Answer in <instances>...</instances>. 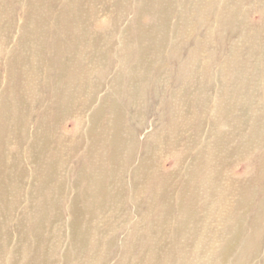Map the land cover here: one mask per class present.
Here are the masks:
<instances>
[{
  "label": "rangeland",
  "instance_id": "374dc122",
  "mask_svg": "<svg viewBox=\"0 0 264 264\" xmlns=\"http://www.w3.org/2000/svg\"><path fill=\"white\" fill-rule=\"evenodd\" d=\"M73 2L103 7L109 2L111 10L103 17L97 15L98 26H92V20L84 22L86 13L73 7L76 12L65 13L68 0H0L3 141L18 137L31 150L33 132L19 137L16 127L33 131L45 117L32 111L33 120L25 124L20 115L16 117L14 108L26 84L19 74L30 83L41 75L52 82L60 63L51 56L56 44L62 51L66 43L74 42L71 50L91 56V62L82 65L71 55L65 71L69 85L53 90L47 82L49 86L37 91L39 100L44 97L47 105L69 115L61 119L65 130L61 133L70 134L71 143L59 149L38 145L33 153L41 154L39 167L29 166L34 158L31 153L26 158L18 152L15 170L0 166V193L5 188L17 196L12 201L24 204L16 215L30 223L23 234H32L38 221L44 224L40 251H50L54 264H136L137 259V264L145 259L144 264H205V260L207 264H264V0H78L69 6ZM147 10L158 12V26V18L153 24L142 20L141 25V14ZM102 26L101 32L94 31ZM136 27L148 28L138 34ZM32 41L41 45L26 53L38 58L18 60L15 48ZM154 47L156 57L146 60L148 49ZM41 53L44 57L38 63ZM198 55L202 58L194 59ZM93 59L100 61L97 71ZM153 59L156 69H138ZM183 106H190V117ZM95 122L99 125L91 137ZM185 140L188 154L161 151L164 143L180 145ZM66 151L67 167L62 168L55 186L68 192L54 198L55 190L45 183L48 166L59 164L58 158ZM119 189L124 190L121 196ZM50 201L58 203L60 210L47 223L41 212ZM71 202L85 209L82 234L75 237L65 234L71 224L65 218ZM56 225L62 226L59 231L49 230ZM59 237L63 238L58 245H47L48 239ZM32 239L12 242L9 248L31 247L35 245ZM127 239L132 245L125 244ZM128 249L130 260L123 257L129 256ZM1 255L0 264L15 258L4 260Z\"/></svg>",
  "mask_w": 264,
  "mask_h": 264
},
{
  "label": "bare ground",
  "instance_id": "6f19581e",
  "mask_svg": "<svg viewBox=\"0 0 264 264\" xmlns=\"http://www.w3.org/2000/svg\"><path fill=\"white\" fill-rule=\"evenodd\" d=\"M71 1H78V0H68V4L67 7H66V12L65 13H69L70 11H74L76 12L74 9L77 10V12H81V13H86L87 16L85 17L84 19V22H88L90 20H92V26H98L97 25V21L96 20V17L97 15H106L110 12V4L108 2L107 6H101L99 4H96V5H90V6H84L82 4H77L75 5V2H73L71 5L72 6H69ZM71 7H73L74 9H72ZM61 12H64L63 10H61ZM149 11H145L141 14V17H140V22H141V25L143 24L144 21L142 20H148V22H153L156 20V24L157 26L159 25L160 23V20H159V15H158V12L156 11L155 14L153 13H148ZM140 13V12H139ZM138 14V13H137ZM148 15H150L151 17H149ZM139 16V14H138ZM103 17V16H102ZM132 17V16H131ZM134 17V16H133ZM135 18V17H134ZM107 22L110 21V16L107 15V17L105 18ZM133 21V20H131ZM144 26H146V23H144ZM156 26V27H157ZM101 27V26H99ZM148 27H136V32L138 34H143V31H145V29H147ZM104 29V27L102 26L101 29L99 30H95V32H101L102 30ZM105 31V30H104ZM157 32V31H156ZM196 33V31H195ZM34 35H36V33H32ZM91 33L89 32L87 36H89ZM156 35V39L158 38V35ZM154 36V35H153ZM154 39V38H153ZM145 41V40H144ZM155 41V40H154ZM27 42H30V41H27ZM139 43V42H138ZM108 44V42H107ZM141 44V43H139ZM192 44V43H191ZM41 45L38 41H32L31 44H24V45H21V46H18L15 48V50H18L16 52V58L19 60V58L21 59H26V60H29V61H34L33 58H38L36 56H34L32 53L30 54H27L26 53V50L29 49V50H37L35 49V47ZM76 43H66L65 45V49L61 51L60 47L58 44L54 45L53 46V54L51 55L52 57H56L58 60H59V69H58V73L54 76H52L51 80L52 82L48 81L46 79V76L44 75H41V79L40 80H37L35 78H32L31 79V83L29 81H27V77L25 75H23L22 73L19 74L20 76L24 77L25 78V81H26V84L24 86L21 87L20 89V96L16 102V117L18 115H20V118H22L23 120V124H25L28 120H33L34 116L31 114L32 111H34L37 115H45V117L43 118V120L41 122H38L36 123V125L38 127H33V131L30 130V128H27V127H24L25 129L22 128V126H17L16 127V131H17V135L19 134V137L20 136H23L25 134H30L31 132H33L32 134V137H34V142L32 143V146H31V150L29 149V144L27 145L26 143H24L21 139L18 140V137L15 141H3V138H0V166H1V170L2 168H4L5 170H8L7 168H12L11 170H15V166H16V162H17V152L19 154L20 157H22L23 154H26V158L29 156L30 157V153L32 154V156L34 157L33 160L29 163V166L31 168H34L35 166L39 167L40 166V163H41V159H40V156L41 154H39L40 152H37V153H33L36 148L38 147V145L40 144H46L48 148H54V149H59V148H64V147H67L71 141L70 139L72 138L70 134H62L61 133V129H62V124H61V119L65 118V117H68L69 115H67V113H65V111L61 110L62 108H59V107H55V108H52L50 105H47V100L44 99V97L41 98V100H39L37 98V91H40L42 87H45L48 83L50 84L47 85L49 86V88L51 89V87L53 86V90L55 89H59L60 87H63L64 85H69L70 82L69 80L66 78V75H65V71L69 68V60L70 58L72 57L71 55L73 56H76V59L77 61L84 65V64H88L91 62V56L89 53H83V52H79V51H74V50H71V48L73 46H75ZM109 45V49L111 51V54H114L113 53V47L111 46V44H108ZM43 46V45H42ZM193 47V46H192ZM44 49H48L46 48L45 46L43 47ZM45 51V50H44ZM47 52H49V49L47 50ZM158 53V50L157 48L154 47V49L152 50H149L148 49V55H147V58L146 60L149 58V57H156V54ZM149 54H151L152 56H149ZM41 57L39 58L38 63L42 62V59L44 57V53L42 54L41 53ZM84 56L86 59L84 58H80L79 56ZM27 56L29 58H27ZM70 56V57H69ZM194 57V56H193ZM199 57L202 58V56H196V60H199ZM62 60L64 61V63L62 64ZM94 60V69L97 71L98 70V66H99V60L97 59H93ZM150 60V58H149ZM62 64V65H61ZM157 67V64H156V61L155 59L151 60V61H144L143 64H141L140 66H138V69H143V71H151V69H156ZM89 68V67H88ZM86 68V69H88ZM92 68V67H90ZM97 68V69H96ZM130 68V67H129ZM132 68V67H131ZM102 69V68H101ZM128 69V68H127ZM153 71V70H152ZM144 72V73H145ZM140 75V74H139ZM138 76V74H137ZM141 77V76H140ZM139 78V77H137ZM135 80V83L137 80L141 79H137ZM143 78V77H142ZM133 79V77H132ZM131 79V80H132ZM153 79V78H152ZM50 80V79H49ZM129 81V80H128ZM144 81V80H143ZM157 81V79H156ZM48 82V83H47ZM130 82V81H129ZM128 83V82H127ZM134 83V82H133ZM97 86H99L98 84H96ZM101 85V84H100ZM131 85V84H130ZM128 86V85H127ZM136 86V85H135ZM134 86V87H135ZM138 86V85H137ZM18 87H20L18 85ZM132 87V89L134 88ZM24 91V92H23ZM34 91H36V94L34 93ZM128 91V90H127ZM133 91V90H132ZM129 93V92H127ZM129 95V94H128ZM134 95V94H133ZM139 95V94H138ZM172 96V95H171ZM102 96H98L97 99L101 98ZM104 97H106L104 95ZM123 99V98H122ZM95 101V100H94ZM98 102V100L96 101ZM104 103H106V99L103 100ZM132 102V101H131ZM91 103H93V101H91ZM89 107V105H88ZM36 108V110H34ZM90 108H94V105H90ZM183 109H184V112L186 111V113L188 114V112L190 111V106H183ZM200 109V108H199ZM207 109V108H206ZM232 109V108H230ZM234 109V108H233ZM96 110V108H95ZM116 110H119V108ZM115 110V111H116ZM98 111V110H96ZM122 111V110H121ZM161 111V110H160ZM201 111V110H200ZM204 111V110H203ZM183 112V110L181 111V113ZM229 112V111H228ZM99 113V112H97ZM117 113V111H116ZM119 113H123V112H118ZM185 113V115H186ZM199 113V112H198ZM224 113V112H223ZM239 113V112H238ZM114 114V113H113ZM140 114V113H139ZM170 114V113H169ZM200 114V113H199ZM117 114H114L113 116H116ZM121 117L123 118V115L120 114ZM189 115V114H188ZM95 117H97V114H95ZM120 117V116H118ZM116 117V118H118ZM179 117V115H178ZM190 117V115H189ZM85 116H81L80 119H84ZM98 118V117H97ZM115 118V119H116ZM184 118V117H183ZM240 118V116H239ZM89 119V118H88ZM114 119V118H113ZM112 119V120H113ZM115 119L113 120L115 122ZM221 119H223L221 117ZM226 119V118H225ZM230 119V118H229ZM183 120V119H182ZM211 120V119H210ZM120 121V120H119ZM122 121V120H121ZM36 122V121H35ZM44 122V124L41 126V123ZM114 122H112L113 124H115ZM118 122V121H117ZM234 122V121H233ZM40 123V126L38 125ZM182 123V122H181ZM223 123V122H222ZM228 123V122H227ZM231 123V122H230ZM119 124V127L121 125V123H118ZM117 124V125H118ZM173 124V123H172ZM202 124V123H201ZM20 125V123L18 124ZM98 125H99V122H95V123H92L91 127L93 128V132L91 131L90 135L91 137H94V133L96 132L97 128H98ZM226 125V123H225ZM229 125V124H228ZM113 126V125H112ZM126 126V125H125ZM61 127V128H60ZM201 127V125H200ZM234 127V126H232ZM60 128V129H59ZM122 128V127H120ZM158 128V126H157ZM162 128V127H161ZM119 129V128H117ZM202 128H200L201 130ZM221 129V128H220ZM234 129V128H233ZM238 129V128H237ZM64 130V129H62ZM77 132V129H75ZM169 130V129H167ZM187 130V128H186ZM185 130V131H186ZM217 130V129H216ZM2 134L4 135V130L2 129ZM65 131V130H64ZM122 131V130H121ZM202 131V130H201ZM200 131V132H201ZM236 131V130H235ZM203 132V131H202ZM213 132V131H212ZM206 134V133H204ZM212 134V133H211ZM222 134V133H221ZM74 135H78V133H75ZM126 135V134H125ZM224 135V134H222ZM152 136V135H151ZM1 137V136H0ZM187 138V137H186ZM198 138V136H197ZM147 139V138H146ZM166 139V138H165ZM192 138H189L188 137V143H190L192 140ZM199 139V138H198ZM72 140V139H71ZM92 140H96L94 138L91 139ZM122 140V139H121ZM128 140V139H127ZM133 140V139H132ZM131 141V140H130ZM163 141V140H162ZM187 140L183 141L182 144L180 145H172L171 143H164L162 148H161V151L162 150H165L164 152L166 151H169L172 153V155L174 154V152H186V154L189 153V148H188V144L186 143ZM215 141V140H214ZM175 142V141H174ZM195 142V141H194ZM221 142V141H220ZM133 144V143H132ZM177 144V143H176ZM194 144V143H193ZM128 145V144H127ZM154 146V145H153ZM157 146V145H156ZM194 146V145H193ZM160 147V146H159ZM97 148L98 150L100 149V147L97 145ZM124 149V148H123ZM151 149V148H150ZM184 149V150H183ZM11 150L12 153H9ZM68 151V150H67ZM66 152H63L60 157L58 158V161H59V164L57 166L56 162L55 163H50L49 166H48V170L47 171H50L49 172V178L47 181H45L47 187L49 185H51V187L55 190V194L53 195L54 198H62L64 196L65 193H67L68 191H63L61 188L55 186V184L58 182V178H59V175L61 174V170L62 168L65 169V167H67L65 165V161L63 160L64 156L66 155ZM147 151V150H146ZM152 152V151H151ZM151 154V153H150ZM147 157V154H145ZM156 155V154H155ZM134 156V155H133ZM132 156V157H133ZM151 156V155H150ZM149 156V157H150ZM218 157V156H217ZM144 158V157H143ZM146 160V159H145ZM144 160V161H145ZM149 160H151L149 158ZM132 161V160H131ZM142 162V161H141ZM146 162V161H145ZM151 162V161H150ZM195 162V161H194ZM56 164V165H55ZM141 164V163H140ZM144 164V163H143ZM147 164V163H146ZM148 165V164H147ZM143 166V165H142ZM146 166V165H145ZM151 166V164L149 165ZM202 166V165H201ZM126 167V166H125ZM138 167V166H137ZM143 168V167H142ZM147 168V166H146ZM137 169V168H136ZM141 169V168H140ZM143 170V169H142ZM148 170V168L146 169ZM200 170V169H199ZM207 170V169H206ZM229 171V170H228ZM2 174H4L5 171H1ZM107 174V173H106ZM110 174H111V171H110ZM113 174V172H112ZM118 174V173H117ZM120 174V173H119ZM122 174V173H121ZM203 174V173H202ZM105 176V175H104ZM114 176V174H113ZM112 176V177H113ZM174 176V175H173ZM106 177V176H105ZM111 178V177H110ZM115 179V177H113ZM176 178V177H175ZM174 178V179H175ZM232 178V177H231ZM113 179V180H114ZM116 179H117V176H116ZM119 179V177H118ZM173 179V180H174ZM233 179V178H232ZM60 180V179H59ZM112 180V179H110ZM172 180V179H171ZM181 180V179H180ZM5 181H7V178L5 176H3L2 178V183H5ZM116 181V180H115ZM119 181V180H118ZM102 182V181H101ZM106 182H109L110 181H107ZM227 182L229 183V181L227 180ZM115 182H113L114 184ZM131 183V182H129ZM142 183V182H141ZM171 183V182H169ZM101 184V183H100ZM111 184V183H110ZM140 184V182H139ZM184 184V183H183ZM104 185V184H103ZM119 185V184H118ZM125 185V184H124ZM136 185V184H135ZM138 185V184H137ZM143 185V184H142ZM169 185V184H168ZM116 186V185H115ZM123 186V185H122ZM122 186L120 187L121 190H122ZM126 186V185H125ZM132 186V185H131ZM144 186V185H143ZM170 186V185H169ZM243 186V185H242ZM102 187V186H101ZM119 187V186H118ZM173 187V186H172ZM181 187H184V186H181ZM104 188V187H103ZM117 188V187H116ZM115 188V189H116ZM135 188V187H133ZM132 188V189H133ZM170 188V187H169ZM176 188V186H175ZM102 189V188H100ZM114 189V188H113ZM114 189V190H115ZM118 189V188H117ZM138 190L141 189V188H137ZM135 189V190H137ZM145 189V188H143ZM244 189V188H242ZM97 190V189H96ZM105 190V189H104ZM126 190V189H125ZM134 190V191H135ZM116 191V190H115ZM120 191V189H119ZM124 191V190H123ZM123 191L121 192L120 191V196H121V193H123ZM127 191V190H126ZM133 191V190H132ZM118 192V191H117ZM144 192V191H142ZM161 192V191H160ZM104 193V192H103ZM107 193V192H106ZM109 193V192H108ZM113 193V192H112ZM115 193V192H114ZM139 193V192H138ZM99 194V193H98ZM105 194V193H104ZM125 194V193H124ZM136 194V193H135ZM144 194V193H143ZM142 194V195H143ZM163 195V193H160ZM160 194L158 195V197H160ZM246 194V192H245ZM111 194H107V196H110ZM115 195V194H114ZM118 195V194H117ZM123 195V194H122ZM161 195V196H162ZM178 195V194H177ZM180 195V194H179ZM101 196V195H100ZM105 196V195H104ZM153 196V195H152ZM17 196L16 195H12V194H9L5 188H2L1 189V193H0V202H1V205H0V254H2V258L4 260H9L11 255H13L15 258H11L9 260V264H20V261H22V264H54L53 262V255L50 251H45L44 254L40 251V246L43 242V238H42V229L45 228V225L44 224H40L39 221L32 227V234L30 235H25L23 234V231L27 229V225L30 227V223L25 221V220H21V219H18V217L16 216L17 213L20 211V209H22L23 205L22 203L18 202V201H12L13 198H16ZM117 197V196H116ZM123 197V196H122ZM134 197V196H133ZM132 197V198H133ZM240 197V196H239ZM242 197V196H241ZM245 197V196H244ZM106 198V197H105ZM112 198V197H111ZM110 198V200H111ZM168 198V197H167ZM231 198L233 199V195L231 196ZM243 198V197H242ZM241 198V199H242ZM98 199V197H97ZM104 199V198H103ZM109 199V197L107 198ZM114 199H116L114 197ZM147 200V198H146ZM165 200V197L164 199ZM107 201V200H106ZM158 201V200H157ZM167 201V200H166ZM242 201V200H240ZM111 202V201H110ZM117 202V201H115ZM119 202V201H118ZM123 202V201H122ZM160 202V201H159ZM169 203V202H167ZM159 205V203H158ZM161 205V204H160ZM159 205V206H160ZM70 206V209L67 211V216L66 217H69V219L71 220V224L68 226V230L65 232V234L67 236H70V237H75L77 236V234H82L81 232V229H80V222L83 220V216L85 215V209H82L78 206H75L73 204V202H71L69 204ZM149 206V205H147ZM162 206V205H161ZM82 207V206H81ZM113 207V206H112ZM150 207V206H149ZM227 207V205H226ZM44 210H42L41 212V217L45 218L46 222L48 223L49 222V219L50 217L56 212V211H59L60 210V205L56 202H53V201H50V203L46 204V206L43 208ZM147 209V208H146ZM149 209V208H148ZM162 209V207H161ZM165 209V208H163ZM132 210V209H131ZM135 212V211H134ZM166 213V212H165ZM40 217V218H41ZM57 219H61L60 216L57 217ZM204 226V225H203ZM61 225H56V226H51L49 228L50 231L52 232H56V231H59L61 229ZM196 227V226H195ZM200 227V226H199ZM136 232V231H135ZM172 232H173V229H172ZM187 232V230H186ZM86 234V233H85ZM162 234V232H161ZM160 234V235H161ZM174 234V233H173ZM185 234V233H184ZM164 235V234H163ZM161 235V236H163ZM175 235V234H174ZM183 235V234H182ZM169 236V235H168ZM172 236V235H171ZM34 237H39V241L38 239L34 238ZM167 237V236H165ZM186 237V236H185ZM30 238H33L32 239V242L35 244L31 247H28V248H20V247H16V246H12L9 248V245L10 243L12 242H20V241H23V240H27V239H30ZM63 237H59V238H51V239H48L46 241L47 245L49 246H56L58 245V243L60 242V240L62 239ZM164 238V237H162ZM160 239L161 241H163V239ZM170 239V237H169ZM129 240H133V239H129ZM139 240V239H138ZM166 240V238H165ZM124 241V240H122ZM121 241V242H122ZM130 243V241L128 242V239L125 240V244L126 243ZM137 241V240H135ZM134 241V242H135ZM112 242V241H111ZM123 242V244H124ZM132 242V241H131ZM140 242H142L140 240ZM113 243H115L113 241ZM119 243V242H118ZM108 244V243H107ZM106 244V246H107ZM112 244V243H110ZM122 243H119V245L122 247L121 245ZM131 244V243H130ZM141 244V243H140ZM139 244V245H140ZM144 244V243H143ZM142 244V245H143ZM109 245V244H108ZM113 245V244H112ZM112 245H111V248H112ZM116 245V243H115ZM118 245V244H117ZM129 245V244H128ZM132 245V244H131ZM134 246L135 243H133ZM142 245H140L139 247H141ZM152 246V245H150ZM108 247V246H107ZM127 248V245L124 246ZM123 247V248H124ZM129 247V246H128ZM130 248V247H129ZM145 248V247H144ZM150 248V247H149ZM108 249V248H107ZM116 249H118L116 247ZM114 249V250H116ZM132 249H135V248H132ZM148 249V248H146ZM111 249L109 248V251ZM113 250V251H114ZM137 250V249H136ZM140 250H142L140 248ZM140 250L139 251H136V252H139L140 253ZM112 251V250H111ZM125 251V250H124ZM128 251L127 254L131 251L128 249L126 250ZM133 251V250H132ZM147 253H148V250H146ZM145 251V252H146ZM135 252V251H134ZM143 252V251H142ZM126 253V252H124ZM129 253V254H130ZM144 253V252H143ZM142 253V254H143ZM147 253H145L147 255ZM201 253V252H200ZM199 253V254H200ZM128 254V255H129ZM144 254V256H145ZM196 254V253H195ZM199 254H197L199 256ZM203 254V253H202ZM202 254L200 255L202 257ZM125 255V254H123ZM135 255V254H134ZM141 255V253H140ZM132 256V254H131ZM138 256V254L136 255ZM125 259L127 257H130L129 256H123ZM140 257V256H139ZM146 257V256H145ZM134 258V256L132 257ZM131 258V259H132ZM141 258V257H140ZM172 258V257H171ZM170 258V259H171ZM194 258V257H193ZM198 258V257H197ZM129 259V258H127ZM143 259V258H142ZM141 259V260H142ZM152 259V258H151ZM173 259H174V256H173ZM200 259V258H198ZM130 260V259H129ZM139 261V259H137ZM136 260V261H137ZM146 260V259H145ZM144 260V262H146ZM176 259H174L175 261ZM188 260V258H187ZM195 260H196V256H195ZM203 260V259H202ZM137 261V263H138ZM148 261V260H147ZM173 261V262H174ZM181 261V260H179ZM183 261V260H182ZM181 261V262H182ZM191 261V259H190ZM200 261V260H199ZM141 262V261H140ZM143 262V264H144ZM149 262V261H148ZM171 262V261H170ZM207 261L205 260V264ZM136 263V264H137ZM147 263V262H146ZM145 263V264H146ZM188 263V261H187ZM192 263V262H191ZM202 263V262H201ZM200 263V264H201ZM133 264V263H132ZM135 264V263H134ZM154 264V263H152ZM174 264V263H173ZM179 264V263H178ZM184 264V262H183Z\"/></svg>",
  "mask_w": 264,
  "mask_h": 264
}]
</instances>
